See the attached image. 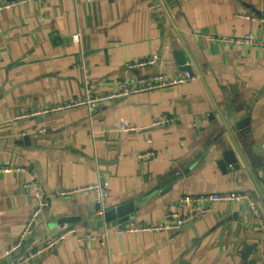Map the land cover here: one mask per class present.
Masks as SVG:
<instances>
[{"label":"crops","instance_id":"0c3cea01","mask_svg":"<svg viewBox=\"0 0 264 264\" xmlns=\"http://www.w3.org/2000/svg\"><path fill=\"white\" fill-rule=\"evenodd\" d=\"M261 17L264 0H27L0 11V163L29 166L49 202L21 248L69 224L108 232L106 242L65 238L26 264H264V235L244 202H214L178 229L120 234L110 222L89 224L97 202L86 188L105 186V209L133 201L125 224L161 222L184 210L183 193L211 191H248L264 215V44L229 40L249 32L264 40ZM153 53L152 65L124 66ZM81 58L95 94L126 75L194 78L92 112L42 113L85 93ZM159 116L170 120L153 125ZM227 149L238 166H220ZM23 177L0 174V264L36 206Z\"/></svg>","mask_w":264,"mask_h":264},{"label":"built area","instance_id":"2783aa9c","mask_svg":"<svg viewBox=\"0 0 264 264\" xmlns=\"http://www.w3.org/2000/svg\"><path fill=\"white\" fill-rule=\"evenodd\" d=\"M25 1L27 0H0V11L7 9L16 3ZM260 20L264 21V17H261ZM1 31L2 28L0 26V32ZM71 39L74 42L79 41V33L72 34ZM229 40L238 44H264V40L258 39L257 36H255L251 32L246 33L243 36L230 37ZM157 60L158 54L153 53L148 56H143L141 58L126 62L124 66L127 70H131L133 68H139L141 66L152 65ZM81 68L83 72V85L85 87V93L81 96L77 95L72 100L43 107L40 110L42 113L52 112L56 110H65L77 106H85L88 112H92L95 108H97L100 103L105 100L126 96L130 93H135L139 91L170 87L172 85L183 83L194 78V75L189 70H185L182 73L176 75L158 73L141 75L140 77H132L130 75H126L120 80H118L114 88L108 90L105 93L95 94L93 93V89L91 87L90 76L88 74L89 68L84 58H81ZM169 120V117L159 116L153 120L152 124L155 125L166 123ZM133 128L134 126H130L126 123L120 124L121 130H130ZM149 153H151V151L139 153L138 156L142 158L147 156ZM10 172H20L23 174V186L33 192L36 201V206L34 207L29 218L27 219L25 226L21 234L18 236L16 242L5 250V264H26L30 260L36 258L46 249L54 246L59 241L68 237H73L79 241L96 239L101 240V242L107 241L108 232L106 230H102L100 232L86 231L79 233L74 225L69 224L62 226L56 234L50 235L45 240L35 243L33 246L27 248L26 250H24L22 255L16 256L15 252L22 247L27 237L32 234L36 218L43 210V208L49 205V202L36 174L32 171L29 166L0 163V174H6ZM86 188L94 191L96 202L100 203L102 208H105L104 203L107 194L105 186L99 183H94L90 184L89 186H86ZM65 192L66 191H62L61 193ZM217 201L244 202L248 206L249 210L254 214L256 222L264 235V215L261 211L257 199L254 197L253 194L248 191H211L183 193L178 199L179 204L184 207V210L182 212H178L175 210L167 211L165 212L164 218L161 220V222H156L153 224H120L117 227V232L122 234L123 232L127 231L145 229H178L182 224L190 222L200 217L201 215L209 212L214 202Z\"/></svg>","mask_w":264,"mask_h":264},{"label":"water","instance_id":"95a60500","mask_svg":"<svg viewBox=\"0 0 264 264\" xmlns=\"http://www.w3.org/2000/svg\"><path fill=\"white\" fill-rule=\"evenodd\" d=\"M178 53L180 54L181 52ZM180 56V63H184V57L182 56V54H180ZM230 122V120H226V124L232 126ZM246 123H248V118H242L236 121L235 125L238 128H241ZM219 164L222 168H224V166L227 164H232L235 167L238 166L236 156L232 149H227L223 151V158L219 161ZM134 209L135 207L133 201L119 203L107 209L102 208L101 204L97 202L95 204L94 209L90 210L87 213L89 216H91V222H89V224H97L98 226H103L105 223L110 222L112 224L120 225L121 223L127 222L130 217L134 216ZM24 247H26V244L23 246V248L18 249L15 252V255L16 253L19 254L20 252L24 251Z\"/></svg>","mask_w":264,"mask_h":264}]
</instances>
